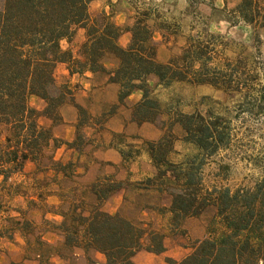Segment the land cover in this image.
Returning <instances> with one entry per match:
<instances>
[{
    "label": "rangeland",
    "instance_id": "374dc122",
    "mask_svg": "<svg viewBox=\"0 0 264 264\" xmlns=\"http://www.w3.org/2000/svg\"><path fill=\"white\" fill-rule=\"evenodd\" d=\"M240 1L93 0L88 4L91 17L105 13L114 21L113 16L119 14L126 18L123 25L131 23L136 11L147 10L154 14L150 24L156 59L161 63L176 61L186 79L163 86L157 85L154 77H149L148 97L152 101V109L148 115L152 120L138 122L132 111L141 98L140 92L134 93L124 104L114 105L101 102V99H109V92L106 95L95 94L93 102L96 103L99 95L97 103L102 106L100 114H97L92 106H79L76 98L84 89L85 83L89 89L101 88L98 86L100 79L79 74L67 76L66 64L55 65L54 81L57 86L63 87L62 90L66 93L65 103L76 108L78 120L71 141L52 134L57 142L46 148V156L38 164L33 162L39 173L34 174L31 181L18 185L22 186L18 187L19 190L26 192L28 196L36 195V185H46L49 190H43L42 201L30 203L31 207L26 212L27 218L33 223L28 235V250L24 253L20 249L7 252L8 245L1 243L7 256L6 264H87L88 258L97 262L103 259L98 258L93 250L86 254L80 248L74 249L76 256L72 260L63 261L56 255L38 258L34 251L39 247L35 246L34 241L42 234H46L45 241L54 247L62 241L61 234L54 228L55 224L50 223L55 219L49 213L58 204V197L49 196L65 195V191L71 192L73 189L78 194L88 185L95 183L96 186H105L109 180L113 190L109 199L101 204L102 209L112 213L116 211L137 225L163 235L162 253H147L142 249L135 253L137 256L139 253L143 254L137 260L140 264H167V258L179 260L190 252L195 241L206 237L210 231L220 232L223 229L214 206H208L198 216L188 217L178 225H172L171 215L167 211L170 195L159 192L157 188H143V182L148 177H154L157 171L147 151V144L151 142L164 139L162 145L168 147V160L177 165L198 156L199 150L186 139L185 131L177 121L178 117L189 114L194 115L192 119L201 115L205 120L215 122L228 135L226 146L203 158L200 174L203 188H211L212 185L228 186L231 189L249 188L262 176L264 0H254L257 14H254L252 24L244 21L237 11ZM106 4L108 12L103 9ZM78 28L84 30L82 38L85 40L86 30L77 27L71 41L73 43L79 39L76 35ZM125 33L118 40L122 47H126L130 39V35L124 38ZM65 46L66 43L62 42L61 47ZM76 46L78 45L73 44L72 48L67 47L75 57L79 49ZM190 53L200 57L204 62L203 66L195 63L190 68ZM116 64V60L110 56L105 60L107 69L114 68ZM201 78L209 79L215 84L196 82ZM113 85L111 96L118 100V86ZM29 104L37 111H42L45 105L36 96L29 97ZM59 115L60 120L55 124L63 122L60 110ZM69 116L67 113L68 119ZM120 125L123 127L122 132H114ZM108 149H118L126 158L116 165L112 155H98L106 153ZM49 155L61 164L71 161L74 172L67 173L66 176L63 174L64 178L47 175L48 172L56 171L47 159ZM4 203L9 211L16 210L21 205L15 200L9 203L6 200ZM43 247L41 246L45 253L49 254L55 249L47 250L46 246ZM65 255L69 258L68 254Z\"/></svg>",
    "mask_w": 264,
    "mask_h": 264
},
{
    "label": "trees",
    "instance_id": "16d2710c",
    "mask_svg": "<svg viewBox=\"0 0 264 264\" xmlns=\"http://www.w3.org/2000/svg\"><path fill=\"white\" fill-rule=\"evenodd\" d=\"M93 0H1L0 4V175L3 181L22 171L26 161L36 164L45 157V150L57 140L49 127L38 123V117L59 122V108L66 102L63 87L57 86L53 71L57 63H65L70 74L104 73L110 83L118 86L117 101L124 104L133 92L141 98L132 114L138 122L151 121L148 78L157 85L167 86L173 81L185 80L186 75L176 61L161 63L156 59L153 19L150 11H136L131 23L116 24L109 14L91 17L88 4ZM254 0H241L237 6L241 18L253 23L256 8ZM111 13V11H110ZM86 30L84 42L77 57L60 42L72 41L75 29ZM123 32L130 35L126 47L118 40ZM189 53V51H188ZM116 66L107 69L108 57ZM189 67L204 64L200 57L188 55ZM199 83L215 84L201 78ZM36 96L45 103L42 111L29 104ZM182 115L177 121L185 131L186 139L199 150L198 156L182 164L168 160L164 139L147 144V151L157 171L143 182V188H157L171 197L167 211L171 224L178 225L188 217L200 215L208 206H214L223 229L194 242L190 252L179 260L167 258V264H264V171L249 188L231 189L212 185L203 188L200 182L203 158L226 146V137L215 122L201 115ZM123 159L126 158L122 153ZM54 170L73 173L71 161L61 164L47 156ZM71 168V169H70ZM69 170V171H68ZM105 180H107L105 178ZM158 181V182H156ZM111 180L103 185L91 184L76 194V190L59 195L60 203L52 211L60 216L54 228L62 241L54 247L41 237L34 241L38 258L56 255L61 260L74 259V249L84 253L96 251L104 261L91 258L87 264H135L133 256L139 250L151 253L164 251L163 235L145 229L120 213L104 211L101 204L108 200L113 186ZM155 183V184H154ZM19 223V220L17 221ZM28 232L30 225L23 224ZM30 233V232H29ZM55 248L52 253H45ZM43 247V248H44ZM46 249V248H45ZM68 254L69 258H66Z\"/></svg>",
    "mask_w": 264,
    "mask_h": 264
},
{
    "label": "crops",
    "instance_id": "0c3cea01",
    "mask_svg": "<svg viewBox=\"0 0 264 264\" xmlns=\"http://www.w3.org/2000/svg\"><path fill=\"white\" fill-rule=\"evenodd\" d=\"M104 11L108 12L109 7L106 4L104 6ZM114 15V14H113ZM153 17V16H152ZM114 22L118 25H123L126 22V18L124 16H121L119 14L114 15ZM78 32L79 39L73 42L68 43L66 40H62L60 42V44L62 42L66 43V46L63 48H67V47H73L74 45H78L76 47H79V45L84 41V38H82V34L84 33V30L81 28H78V30H76V33ZM123 36V35H122ZM129 33L126 32L124 34V38H128ZM75 47V46H74ZM60 64H65L60 62ZM65 72L66 75L69 76L71 75V77H74L76 74H69L68 69L65 68ZM85 77L88 78H95V79H100V81L98 82V86H100L101 88H95V87H90V89L88 88L87 84H84V89L81 90L80 95H78V97L76 98V103L81 106L82 108H87L92 106L97 114H100L101 110H102V106H98L97 101H99V95H97L98 100L95 102H93L94 99V95L95 94H105L107 92L110 93V97L109 99H101V102H106L107 104H117L118 101L116 99H114V96L112 98L111 96V92L112 89L114 88L113 83L108 82L107 80V75L104 73H91V72H85L84 74ZM136 92H133L130 97ZM129 97V98H130ZM60 110V114L62 115V121L60 124H53L52 120H50L49 118H47L46 116H39L38 117V123L43 126V127H50L52 134L54 137L57 138H62L66 141H71L73 138V133L74 130L76 128V123L78 120V113L77 110L74 106L69 105V104H62V106H60L59 108ZM69 114L70 119H68L66 117V114ZM134 125H131V127H133ZM123 127L122 125H120L118 128L114 129V132L118 133V132H122ZM99 156L102 155H112L113 156V162L118 165L120 163L123 162V157L121 152L118 151V149L115 150H111L108 149L106 150V153H99ZM107 158V157H106ZM108 159V158H107ZM79 162V160H78ZM77 168V166H76ZM48 172V171H47ZM36 173H39L34 165V163L32 161H26L24 164V167L22 169V171L19 172H15L13 173L7 181H3V176L0 175V264H6V252L5 249L1 248V243L4 244V246L8 245V247H6V251L10 252V250H15V249H20L23 253L26 252V250H28V246H29V240H28V229L23 225L25 222L28 225H32V221H30L27 216H26V212L28 210L30 206V203L32 204V202H40L42 201V191L43 190H49L47 187L48 186H43L41 185H36L35 188V192L36 195L35 196H28V194L26 192L20 191L19 188H21L22 186H18L20 183L21 184H25L26 181H31L32 180V176ZM47 175L50 174V176H57L58 178H64L63 174L60 172H56V171H52V172H48L46 173ZM32 177V178H31ZM19 187V188H18ZM4 194V195H3ZM54 195V194H53ZM49 196V197H58V204L60 203V198L59 196ZM6 200L8 201V203L11 200H15V201H19L21 205H18L17 209L15 210H8L7 207H4V202H6ZM58 204L55 206L57 207ZM54 207V209H55ZM52 209L51 212H49L50 214L53 215V221L58 222L60 219L57 214L53 213L52 211L54 210ZM116 212V211H115ZM113 212V213H115ZM112 213V212H109ZM45 218V217H44ZM19 220V223H17V221ZM52 221V222H53ZM49 233V232H46ZM46 234H42V236H40L42 239L46 240L45 238ZM96 252V251H95ZM150 253V252H147ZM96 255L98 256V258H103L100 259V261L98 262H103L104 261V257L101 253L96 252ZM136 255V254H135ZM133 256V261L135 262V264H140L137 260L140 256H142L140 253L138 254V256ZM147 258V257H146ZM38 262V261H37ZM36 262V263H37ZM163 264V263H162Z\"/></svg>",
    "mask_w": 264,
    "mask_h": 264
}]
</instances>
